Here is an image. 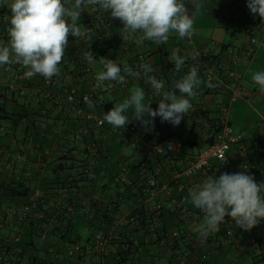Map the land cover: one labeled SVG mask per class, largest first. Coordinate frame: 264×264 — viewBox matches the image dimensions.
Here are the masks:
<instances>
[{
	"label": "built area",
	"instance_id": "obj_1",
	"mask_svg": "<svg viewBox=\"0 0 264 264\" xmlns=\"http://www.w3.org/2000/svg\"><path fill=\"white\" fill-rule=\"evenodd\" d=\"M232 10L244 16L245 30L249 37L250 49L244 52L245 58L251 62L255 54L263 45L264 40V19L258 14L253 15L247 6V0H229ZM228 11L217 10L216 15L227 28L233 26V20L227 18ZM86 28L91 29L88 36L84 39L77 38V41L88 43L98 29L94 24H87ZM186 46H193V40L187 38ZM125 50L129 49L128 44H123ZM92 52V51H91ZM93 53V52H92ZM239 54L234 59V64H239ZM209 56L208 51L197 54L194 66L198 72L206 78L208 83L213 85L214 91L227 92L229 101L222 107L221 115L217 126L210 137L207 147L198 156H188L183 165H180L181 158L185 155L183 144L180 141L165 140L162 142L151 141L146 143L150 148L149 156H145L142 165L141 180L145 184L140 185L144 194L135 189L136 195L130 202L133 207L124 209L127 203L125 198L121 199L122 206L116 215L111 211L112 205L100 196V191L87 192V198L81 202L80 214H85L87 220L94 219V211L100 208V203L108 202L106 209L107 218H102L98 228L88 229L90 238L88 239H67L54 244L56 247L49 249L50 261L46 264H64L67 262L78 264H108V260L113 258L117 264H127V261H139L136 251H143L141 243L150 244L152 247L146 254L147 258H165L167 261L174 259V264H193L191 256L195 254L197 247L202 250L199 257L204 263H208L213 255H219L220 249L231 251L239 244L249 247L250 264H264V220L253 227L250 231H245L237 227L230 217L225 218V222L220 226V231L211 234L206 240H201L196 231L193 230L189 221L197 217L203 222V213L196 207L188 208L187 202L190 199V191L201 184L209 176L218 178L223 173L234 174L245 172L254 177L255 181L264 183V146L251 143L245 135L235 130L232 124L233 106L243 97L247 96V91L241 84L232 83L233 72L220 69L216 65L204 67V61ZM240 56V55H239ZM149 53L143 52L138 55L134 69L140 71L139 65L147 63ZM72 68L68 72H60V75L53 76L51 79L44 78V86L39 94L36 103L46 101L47 107L42 110L43 115H47L52 109L54 115L63 114L67 121L69 119L81 120L85 126L80 129L77 139H82L90 130L94 132L99 142L83 146L82 143L66 145L64 141L60 150V156L70 157L72 154L71 175L67 182H75L79 174L90 173L99 161L97 154L98 147L102 149L110 148L114 139L122 145L128 144L129 138L136 141H143V133L135 119L130 118V123L123 129H114L104 121L103 116L96 109H88L85 97H88L95 107L97 104L106 102V93L103 90L93 91L96 83V74L91 64H86L82 69V74L93 73L94 83L89 90H82L72 85ZM223 70V71H222ZM26 69L16 64L14 82L6 86L5 92L10 95L24 97L27 95L36 76L26 78ZM143 76V73L141 74ZM113 91L117 83L111 82ZM1 87V85H0ZM39 86L37 85V88ZM38 91V90H37ZM18 149L21 153L26 150L25 144L16 139ZM144 142V141H143ZM145 143V142H144ZM171 146V147H170ZM86 149L88 152H86ZM233 149L238 153V158L231 155ZM52 152H48L51 155ZM124 161L119 163L118 181L123 185H132L129 177V160L125 155ZM75 159V160H74ZM165 159V160H164ZM46 162V161H44ZM172 163L175 167L169 170L168 184H162V177L166 163ZM71 163V162H70ZM156 163L153 169L150 166ZM152 181V182H150ZM173 187H172V185ZM60 194L63 191H59ZM122 193V192H121ZM63 199L67 195H62ZM166 203L169 209L177 216V225L170 230L164 231L162 226L163 210ZM93 207V209H92ZM75 207L68 204L65 211H61L66 217L76 214ZM53 216L49 213L45 194L40 188H34L29 203L21 206L10 205L5 211L0 210V228L8 224V219L16 222L19 228L13 234H7L0 239V261L4 260L5 254L20 255L22 252L15 245L19 244L25 236L24 225L34 223L38 231L39 239L47 243L51 232L57 227H66L67 223L59 222V215ZM63 217V216H62ZM123 241L120 248H116L114 243ZM262 246L263 248L259 247ZM206 247V248H203Z\"/></svg>",
	"mask_w": 264,
	"mask_h": 264
},
{
	"label": "crops",
	"instance_id": "obj_2",
	"mask_svg": "<svg viewBox=\"0 0 264 264\" xmlns=\"http://www.w3.org/2000/svg\"><path fill=\"white\" fill-rule=\"evenodd\" d=\"M228 1L229 0H193L194 4L199 5V10L195 11V7L191 3V0H185V6L188 9L189 15L193 13L192 18L194 25L193 35L191 36L193 46H186L187 37L181 39L178 37V34L172 33L167 44L156 45L146 40L142 45L138 46L134 41H127L129 44L128 50H125L123 47V44H125L124 40H117V37L121 36L119 33L123 27L119 19H113L109 12H105L98 6L88 5L82 8L80 19L84 18L88 23L95 24L98 31L104 34L103 37L107 38L102 43L105 45V50H103L104 54L93 57L96 61L91 65L95 73L103 70V66L99 63L100 58L113 60L121 68L126 64L134 69L137 56L143 52H147L149 53L147 63L153 69L151 75L165 82V90L172 89L179 95L178 90L173 88L174 82L187 74L189 69L194 66L197 54L199 55V53L203 51H208L209 56L205 59L204 67L216 65L220 67V69L224 67L227 72H233L234 78L232 79V83H240L248 93L246 97L241 98L239 102L233 106V127L238 132L244 134L246 139L253 143V145L255 144L256 146L258 143L264 146V91H261L251 79L254 72L264 71V40L259 51L255 54L251 62H249L244 56V52L250 49L249 37L245 30L244 16L232 10L233 7L229 5ZM217 10L228 11L227 18L233 20V26L231 28H227L222 24L216 15ZM112 28H116V30L120 31H113ZM4 39H6V37L0 36V42L6 44L7 41ZM69 45L75 47V50L80 53L88 51V47L77 40L69 43ZM237 54L240 55H238L239 64L235 65L234 59ZM174 55L183 58L185 61L181 71H176L174 61L170 59ZM193 57H195V59ZM15 66V63L0 66V104L8 108H15L24 102V97L10 95L5 92L6 86L15 81ZM198 76L202 83L195 89L196 97L191 100L192 109L189 111V114L183 116L178 126H173L170 122L162 123L159 116L154 119V127L150 128H145L139 121L135 120L143 136L149 133L151 136L161 141H180L183 144L185 153L181 158L180 165H183L188 156H198L207 147L210 142V137L217 126L222 107L229 101V94L227 92L214 91L212 88L208 87V81L199 72ZM32 82L27 97L32 103H36L40 95L36 89L37 87H34L36 86L35 82ZM93 83V73L85 74L80 82V89L89 90L92 88ZM133 85L142 87L146 92L148 101H151V105H154L155 109L158 108V102L162 97L154 94L151 86L146 83L144 77L134 79L127 76L125 84H117L115 90L105 91L106 102H112L114 105L122 102L130 95L129 90ZM2 114L3 113H0V116ZM126 115L131 118L133 113L129 110ZM82 125L83 127L85 126L83 122ZM151 130L154 132H151ZM15 132L11 124L4 120H0V181L9 182L14 177L16 180H23L25 182L29 180L31 182L34 178L30 176L31 173L29 169H33L36 166V159L28 155L26 156V154L19 151L14 141L16 139L22 140V138L15 136L17 134ZM116 140H118V138ZM143 141H136V139L129 138L128 144L122 145V154L129 158L130 165L141 163L145 156H149L150 148L146 142L144 141V143ZM153 141H155V139H153ZM113 146L114 142L110 147ZM128 148L133 151L131 157L125 152ZM194 149H199L200 152L195 154L193 152ZM235 150L236 149H233L231 155L238 158V153L235 152ZM51 155H48L46 162L39 161L37 163L43 167L39 172L42 177L47 174L50 163H54L55 165L59 164L55 158H50ZM26 167L29 168L27 171L25 169ZM34 185L35 183L33 182L29 184L31 194H33ZM38 185L39 183L36 184V186ZM103 186L104 183L97 189L100 191V196L102 197L108 196L109 198L116 199L117 195L124 191L122 187H117L113 184L106 190L103 189ZM2 196L10 197L0 191V198ZM13 199L17 201L18 196L16 195ZM23 204H25V202L20 203L18 206ZM169 205V203H166L168 209ZM186 205L188 208H194L190 199ZM0 206H2L0 210L3 212L10 204L1 201ZM123 206L124 209H129L133 207V203L127 201ZM201 223L202 220L197 217L189 221L194 231ZM18 228L19 226L16 222L8 219V224L0 228V238L7 234H13ZM84 232L86 236L84 237L83 235V239L90 238L88 230ZM38 240L41 241L39 238H35L34 241L37 243ZM51 244H57L56 240H52ZM248 252L249 247L247 245L239 244L231 251L227 250L216 256L214 264H247L249 263ZM153 259L156 264H166L165 262H167V260L162 257H155ZM10 260V257L7 256L5 258V264H11L9 263ZM191 260L193 264L198 262L195 255L191 256Z\"/></svg>",
	"mask_w": 264,
	"mask_h": 264
},
{
	"label": "clouds",
	"instance_id": "obj_3",
	"mask_svg": "<svg viewBox=\"0 0 264 264\" xmlns=\"http://www.w3.org/2000/svg\"><path fill=\"white\" fill-rule=\"evenodd\" d=\"M10 10V26L7 29V43L0 42V66L20 64L26 71V78L40 75L45 79L60 75L59 65L68 48L69 36L84 39L91 29L80 24L82 8L92 5L109 12L113 19H119L123 27L122 39L142 45L151 41L156 45L167 44L172 33L178 37L191 38L194 21L185 6V0H0ZM191 3L195 11L199 5ZM253 15L264 19V0H247ZM84 60L94 63L91 51H83ZM195 59V57H193ZM176 71H181L184 59L179 56L170 58ZM103 70L96 74L93 91H108L113 85L125 84L126 77L138 79L143 76L154 94L162 98L158 108L153 109L151 101H146V92L139 85L130 88V95L115 104L103 119L114 129H123L130 123L126 113L131 110L135 119L145 128L154 127V119L170 122L178 126L184 115L192 109L191 100L201 79L195 66L187 74L174 82L172 89L165 90V82L151 75L153 69L148 63L139 65L140 71L124 65L121 68L115 61L100 58ZM252 81L264 91V71H256ZM208 87H213L211 83ZM89 108L93 102L85 97ZM171 147V146H170ZM152 182V181H150ZM190 202L203 213V222L195 231L199 238L206 240L211 234L220 231V226L230 217L235 225L250 231L264 220V183H257L254 177L245 172L223 173L218 178L207 177L190 191Z\"/></svg>",
	"mask_w": 264,
	"mask_h": 264
},
{
	"label": "trees",
	"instance_id": "obj_4",
	"mask_svg": "<svg viewBox=\"0 0 264 264\" xmlns=\"http://www.w3.org/2000/svg\"><path fill=\"white\" fill-rule=\"evenodd\" d=\"M7 3H11V0H7ZM10 15V10L6 6V4L0 3V36L6 37V39H4L6 41H8L7 29L10 26ZM79 22L85 27L90 23H88V21H85L84 18L80 19ZM112 30L120 31L116 30V28H112ZM103 36L104 34L101 31H98L97 34L89 39L88 43H84L88 47V51L93 52V57L104 54L103 50H105V45L102 43L107 38H104ZM118 37L117 40H123L121 36L119 38ZM68 39L69 43L75 42V40H77L71 35ZM126 44L128 43L126 42ZM75 49V47H72L68 44V48L65 50L63 61L59 65V69L60 72L65 73L68 72L69 68H72V85L80 88V82L84 76L82 74V69L87 64V62L83 59L82 53L76 51ZM15 70L16 66L14 68V71ZM36 81L38 83L37 85L39 86L36 89L40 94L44 86V77L38 75L36 77ZM31 83L33 82L30 81V84ZM37 85L34 87H37ZM113 106L114 103L112 102H103L101 104L95 105L93 109H96L100 113V115L104 117L106 112H108ZM46 107V101H42L40 103H32L26 95L24 96V102L15 108H8L5 105L0 104V113H3L0 116V120H4L7 123L11 124L13 129L16 131L15 133H17L15 136H19L22 138L21 141L26 146L24 154L36 159V166L33 169H29L27 167L25 168L26 171L27 169H29L31 173L30 176L34 178L31 182L35 183L34 187H36V184L39 183L40 188L45 194L46 202L49 206V213L53 216H57L58 212L61 213L59 215V222L67 223V226L64 228H55L51 232L49 241L47 243L39 240L36 243L34 240L35 238H39V235L37 234L38 231L35 228L34 223L24 225L25 236L19 244L15 245L21 250L22 253L20 255H11L7 252L5 254L4 260L0 261V264H5V258L7 256L10 257L11 260L9 261V263L11 264H46L50 261L49 249L52 247H56L55 245L51 244L52 240H56V242L59 243L60 241L71 239L72 237H75V239L77 240L83 239V232L85 230L100 227L101 225L99 223L101 222L102 218H107L106 209L109 207L108 202H110V205H112L111 211L116 215L118 209L123 205L121 199L125 198L126 200L130 201V199L136 196L134 194L135 189L141 191V194H144L143 189L140 188V185L145 184L144 180L140 179L143 172L142 165L141 163L133 165L129 164V177L132 185H123L124 191L118 194L116 199L104 196L105 201L108 202L100 203L101 209L97 208L96 211H94V219L92 221L87 220L85 214H80L82 208L81 202L87 198L86 194L88 191H97V189L103 183L104 190L112 186V184L116 185L117 187H122L121 183L118 181V166L119 163L124 161L121 151L122 144L120 142L118 143V140L114 139L113 147L107 149L98 147L99 149L97 151V154H99V161L96 167L93 168V171L91 170L90 173H80L79 177L83 176V178H77V181L70 182L69 185L67 182V178L71 176L68 171L71 169V167L69 166H71L72 164L73 156L72 154L70 155V157L60 156V148L63 142L65 141L66 145L82 143V145L84 144L83 146H87L91 143H97L99 142V140H97L96 136H94V132L92 130H90L87 135H84L81 140L77 139V135L80 129L83 128L82 121L78 119H69L67 121L63 114L54 115L52 109L47 112V115H43L42 110ZM88 109L91 108L88 107ZM152 131L153 130H151V132ZM153 139H155V141L162 142L156 137L151 136L149 133L143 137V140L146 143L153 141ZM48 152H52L50 158H55L59 162V164L55 165L54 163H50L47 169V174L42 177L40 176L41 173L39 172L43 167L37 163L39 161H46L48 159ZM86 152H88L87 149ZM127 159L129 160L128 157ZM155 166L156 163H153L150 166V169H153ZM168 169L173 170L175 169V167L170 162L165 164L164 173L162 174V184H168L170 182L168 178ZM31 182L29 180H27L26 182L23 180H16L14 179V177L9 182H1V193L10 196L9 198L2 196L0 198L1 201L16 206L23 202H25V204L29 203L31 200L30 195H32L31 189L29 187V184ZM61 190L63 191L62 194H60L59 192ZM16 195L18 196V200L14 201L13 198H15ZM62 195H67V197L63 199ZM69 203L75 207L76 214L71 217H66L62 212L66 210ZM1 207L2 206H0V209ZM162 213V226L164 231H168L171 229V227L177 225V216L173 213V211L165 206V209ZM122 245L123 241H117L114 243V246L116 248H120ZM141 246L143 248V251H136L138 252V254H140L139 261H127V264H156L153 258L151 260L147 258L146 253L152 248L150 244L141 243ZM259 247L263 248L262 246ZM201 250V247H197L195 254H193V256L195 255L198 259V262L196 264H206L199 257V253L201 252ZM219 251L220 254L224 252L222 249H220ZM216 256L218 255H213L211 257V260L207 264H214V259ZM175 262L176 261L172 259L165 263L174 264ZM250 263L251 261H249V263L247 264ZM64 264L78 263L67 262ZM108 264L117 263L113 258H111L108 260ZM254 264L257 263H255L254 261Z\"/></svg>",
	"mask_w": 264,
	"mask_h": 264
},
{
	"label": "rangeland",
	"instance_id": "obj_5",
	"mask_svg": "<svg viewBox=\"0 0 264 264\" xmlns=\"http://www.w3.org/2000/svg\"><path fill=\"white\" fill-rule=\"evenodd\" d=\"M146 103L147 102H149L148 101V99H147V97H146V101H145ZM154 110H155V106L153 105H150ZM125 152H126V154L129 156V157H131L132 156V154H133V151L130 149V148H128V149H126L125 150ZM195 154H198L199 152H200V150L199 149H194V151H193ZM83 235H84V237L86 236V233L85 232H83Z\"/></svg>",
	"mask_w": 264,
	"mask_h": 264
}]
</instances>
